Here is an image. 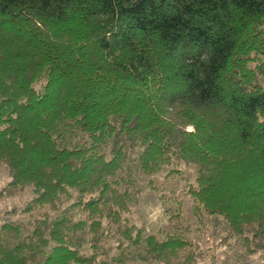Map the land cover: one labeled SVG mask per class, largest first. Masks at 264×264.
Masks as SVG:
<instances>
[{
  "label": "trees",
  "instance_id": "trees-1",
  "mask_svg": "<svg viewBox=\"0 0 264 264\" xmlns=\"http://www.w3.org/2000/svg\"><path fill=\"white\" fill-rule=\"evenodd\" d=\"M0 164V199L30 195L0 264H197L180 199L174 233L129 221L164 169L264 251V0H0Z\"/></svg>",
  "mask_w": 264,
  "mask_h": 264
},
{
  "label": "rangeland",
  "instance_id": "rangeland-1",
  "mask_svg": "<svg viewBox=\"0 0 264 264\" xmlns=\"http://www.w3.org/2000/svg\"><path fill=\"white\" fill-rule=\"evenodd\" d=\"M186 171V175L190 182L193 181L195 168L193 166H181ZM167 169L160 174L153 176L155 185L159 192L154 193L148 187V177L137 172L136 188L138 194L134 197L131 211L128 214L129 221L137 226L142 227L147 234L158 233L159 229L164 228L168 223L170 211L175 208L176 199L182 202L181 224L187 226L189 231L187 236L203 251V258L197 264H264V251L259 252L250 258H243L242 248L237 240L224 242L225 224L219 217H209L204 215L205 224H198L192 214V199L185 192V181L178 176L166 177ZM8 181L6 169L0 164V188ZM162 195V198H159ZM30 197L28 192L20 194L18 197L9 199H0V224L5 221H23L24 218L15 215L11 216L6 213L13 206L22 204ZM174 221L168 228H164V232L174 233ZM178 226V225H177ZM131 263L148 264L142 261L137 254L133 253Z\"/></svg>",
  "mask_w": 264,
  "mask_h": 264
}]
</instances>
